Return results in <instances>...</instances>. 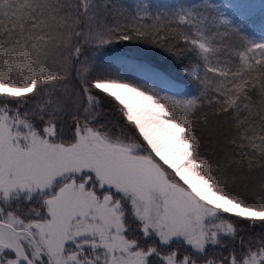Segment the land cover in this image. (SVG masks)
<instances>
[{
  "label": "snow or ice",
  "instance_id": "1",
  "mask_svg": "<svg viewBox=\"0 0 264 264\" xmlns=\"http://www.w3.org/2000/svg\"><path fill=\"white\" fill-rule=\"evenodd\" d=\"M257 7L0 0V264H264Z\"/></svg>",
  "mask_w": 264,
  "mask_h": 264
},
{
  "label": "trees",
  "instance_id": "2",
  "mask_svg": "<svg viewBox=\"0 0 264 264\" xmlns=\"http://www.w3.org/2000/svg\"><path fill=\"white\" fill-rule=\"evenodd\" d=\"M230 4L240 2V0H226ZM200 0H117V3L133 8L137 3H147L152 12L171 11L179 6H187ZM252 4H262L264 0H245ZM246 23L250 25L246 30L256 35L258 31L264 30V14H261L259 8L250 16ZM151 63L159 66L161 70H166V74L176 78L178 81L182 79V73L178 62L171 60L162 50L150 45L137 42H124L119 45L110 46V50L102 53L99 59V66L107 68L111 71H117L128 75L131 71L132 64Z\"/></svg>",
  "mask_w": 264,
  "mask_h": 264
},
{
  "label": "rangeland",
  "instance_id": "3",
  "mask_svg": "<svg viewBox=\"0 0 264 264\" xmlns=\"http://www.w3.org/2000/svg\"><path fill=\"white\" fill-rule=\"evenodd\" d=\"M213 2L220 3V4H230L226 0H213ZM260 35H264V30H260L255 35L257 38H259Z\"/></svg>",
  "mask_w": 264,
  "mask_h": 264
}]
</instances>
